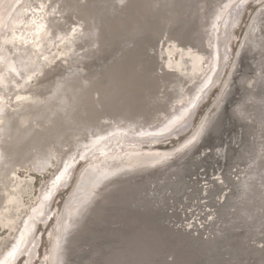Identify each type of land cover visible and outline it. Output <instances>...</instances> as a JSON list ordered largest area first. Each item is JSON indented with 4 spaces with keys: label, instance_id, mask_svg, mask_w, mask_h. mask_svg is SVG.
<instances>
[{
    "label": "bare ground",
    "instance_id": "obj_1",
    "mask_svg": "<svg viewBox=\"0 0 264 264\" xmlns=\"http://www.w3.org/2000/svg\"><path fill=\"white\" fill-rule=\"evenodd\" d=\"M261 244L258 0H0V264H264Z\"/></svg>",
    "mask_w": 264,
    "mask_h": 264
},
{
    "label": "rangeland",
    "instance_id": "obj_2",
    "mask_svg": "<svg viewBox=\"0 0 264 264\" xmlns=\"http://www.w3.org/2000/svg\"><path fill=\"white\" fill-rule=\"evenodd\" d=\"M252 3H253V4H252ZM256 5H257V3H255L254 1L251 2V4H250V6H252V10H251V11L254 10V8L256 7ZM245 15H246V11H245V14H244V17H243V22L240 24V26L238 27L237 32H236V34L238 35V37H236V42H235V44H234V50H235V47L237 46V42H238V40L240 39V36L242 35L243 30H244V27H245V25H243V26L241 27V25L244 23V19L246 18ZM248 17H249V16H248ZM246 19H247V18H246ZM248 20H249V18H248ZM246 21H247V20H246ZM240 27H241V28H240ZM234 50H233V53H234ZM217 88H218V87H217ZM217 88H216V90L213 91L212 94L216 93ZM210 99H211V98H210ZM210 99H207V101H205V103H204L203 105H207V104L209 103ZM203 111H204V107H201V108L199 109L200 114H201ZM200 114H199V116H200ZM172 143H174V142L166 143V145H170V144H172ZM163 145H164V144H163ZM166 145H164V146H166ZM66 192H67V191H66ZM66 192H62V193L60 194V196L57 198V201H56L57 203H59V204L62 203V201H63V199H64V197H65V195H66ZM44 243H45V244H44ZM46 245H47V240L44 239L43 242H42V247H45Z\"/></svg>",
    "mask_w": 264,
    "mask_h": 264
},
{
    "label": "snow or ice",
    "instance_id": "obj_3",
    "mask_svg": "<svg viewBox=\"0 0 264 264\" xmlns=\"http://www.w3.org/2000/svg\"><path fill=\"white\" fill-rule=\"evenodd\" d=\"M123 2H124V0H121V3H123ZM258 3H259L260 5H262V6H264V0H258ZM39 7H40V8H43L44 5L41 4V5H39ZM57 179H59V177H57ZM261 247L264 248V244H261ZM172 264H176V261H175L174 259L172 260Z\"/></svg>",
    "mask_w": 264,
    "mask_h": 264
},
{
    "label": "water",
    "instance_id": "obj_4",
    "mask_svg": "<svg viewBox=\"0 0 264 264\" xmlns=\"http://www.w3.org/2000/svg\"><path fill=\"white\" fill-rule=\"evenodd\" d=\"M170 142V141H169Z\"/></svg>",
    "mask_w": 264,
    "mask_h": 264
}]
</instances>
